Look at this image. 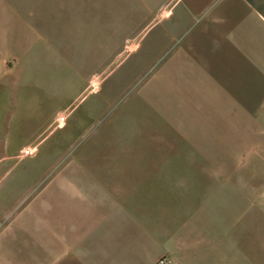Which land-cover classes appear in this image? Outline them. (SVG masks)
<instances>
[{"label":"crops","instance_id":"0c3cea01","mask_svg":"<svg viewBox=\"0 0 264 264\" xmlns=\"http://www.w3.org/2000/svg\"><path fill=\"white\" fill-rule=\"evenodd\" d=\"M30 1L0 0V264H202L217 222L208 238L188 209L178 218L175 159L187 192L221 162L234 178L213 187L242 195L254 234L264 0H74L45 25ZM160 163L154 234L145 193Z\"/></svg>","mask_w":264,"mask_h":264},{"label":"rangeland","instance_id":"374dc122","mask_svg":"<svg viewBox=\"0 0 264 264\" xmlns=\"http://www.w3.org/2000/svg\"><path fill=\"white\" fill-rule=\"evenodd\" d=\"M14 2L20 7H22L23 4L26 6V0H14ZM60 4L73 5L74 0H31L30 8L32 14L38 19V22L45 25L46 21L42 19L43 15L49 13ZM55 5L56 7H54ZM156 147L157 154L161 156L166 154L167 146L165 144H159ZM258 162V160L252 161V169L253 166H257L256 163ZM220 163L219 161L217 162L218 175H215L211 166H208L206 176L194 177L191 182L190 192H187L188 190L186 188L182 191V186H184V162L182 159L174 160L172 167L173 172L168 177L171 179L173 175L176 185V201H178L180 205L177 216L179 218L182 216L184 210L188 209L192 216H195V219L202 222L206 227L208 238L215 236V223L217 222L216 234L219 236L217 250L207 247V253L205 251L202 253H206L208 256L204 257L203 254H200V259L204 260L202 264H264V234L262 231L264 194L262 191L254 194L255 231L253 234L251 230L252 221L249 220V218L251 219L252 217V213L249 217L246 216V213L244 214L246 206L243 205L242 195L231 199L226 193L219 190V187H217V189L213 187L215 179H217L218 183H221V185H226L229 184L228 181H225L226 179L230 181L231 178H234L232 176L225 178L227 169L223 168V166L220 170ZM159 168V172L154 171V175L151 174L153 183L152 188L145 193L146 200H149L153 204V207L158 205V209L156 208L151 211L153 216L149 220L152 233L154 234H158V231L164 229L161 221L166 213L164 204L166 200V180L168 177L165 163H160ZM247 168L248 166H243L241 171H247ZM169 170L171 171V168ZM252 179L253 183L261 185V177L256 176ZM201 185L207 188L205 191L198 192L197 189ZM177 187L179 188L178 190ZM259 189L261 190V186ZM249 208L252 210L251 205ZM32 257L30 258L32 259ZM162 258L166 260L164 264L170 262L169 258L162 256L158 258L156 264H159L158 261ZM54 262L55 261L52 260L49 263L47 262V264H54Z\"/></svg>","mask_w":264,"mask_h":264},{"label":"built area","instance_id":"2783aa9c","mask_svg":"<svg viewBox=\"0 0 264 264\" xmlns=\"http://www.w3.org/2000/svg\"><path fill=\"white\" fill-rule=\"evenodd\" d=\"M165 259L164 258H162V259H160L158 262H159V264H164L165 263Z\"/></svg>","mask_w":264,"mask_h":264}]
</instances>
